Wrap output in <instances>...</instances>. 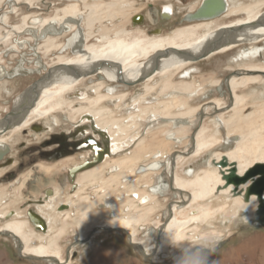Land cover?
<instances>
[{
  "label": "bare ground",
  "instance_id": "obj_1",
  "mask_svg": "<svg viewBox=\"0 0 264 264\" xmlns=\"http://www.w3.org/2000/svg\"><path fill=\"white\" fill-rule=\"evenodd\" d=\"M68 1L58 7L51 16L34 17L36 19L33 22L37 24H30L29 20L35 15L29 14L21 17L20 24L11 25L9 21V23L6 21V14L14 13L20 4L25 3L30 9L34 7L32 0H9L8 3L12 9L0 14V24L8 28L6 34H0V42L8 41L13 35L20 36L15 39L12 37L13 44L6 49L7 53L17 52L24 43L30 44L29 41L32 38L41 43L38 49L30 48L33 51L31 54L35 52L39 56L42 52L39 51V47H44L43 52L46 55L52 50H58L60 53L55 56L52 63L47 65L42 60L43 57L36 58L34 55L33 59H29L27 54L22 55L18 63L16 62V66L11 67L10 70L0 64V80L28 76L33 73L40 74L36 81L16 96L12 108L0 119V152H2L0 160L9 152L11 134L27 130L38 121L55 118L59 113H66L70 120L82 116L87 119L86 116H89L99 129L109 134L113 153H118L124 145L128 144L129 139L123 140L125 137L133 140L134 148L130 155L107 158L104 162L79 173L77 190L64 197H62L61 186L53 179L58 174V164L38 163L23 176V180L15 187L14 193L22 199L28 197L24 190L34 171L39 176L35 178L34 186L29 188L31 191L27 192L30 197L33 198L37 188L45 185L47 178L50 179L55 192L48 201L40 205L41 208L38 210L39 214L47 220L48 228L42 232H36L30 226L28 219L26 220L25 215L15 211L14 216H9V210L3 206V208L0 207V215L6 219L0 225V233L14 237L17 248L23 256L51 259L58 263L67 262L60 257L61 249L58 242L73 225L80 229L93 226L96 233L103 228L119 229L127 233L130 241L132 239V242L143 245V241H137L135 225L152 213L154 206L149 204L150 206L144 207V205L148 204L150 199H154L151 193L156 194L162 189L165 190V183L148 186V193L142 195L148 200L140 203L142 207L135 208V203L124 199L119 206L128 207L129 210L134 211L122 217L117 216L120 210L114 209L113 205L112 209L116 210V215L112 217L107 216L104 210L96 209L97 201L86 189L93 186L97 187L94 193L103 190L105 194L112 195L113 187L121 180H132L137 172L155 170L154 168L157 170L161 158L166 155H169L166 159H171L172 164L169 175L172 188L178 193L188 194L184 205L186 208L196 207L192 208L190 216L188 214V217L181 219L179 213L183 206L181 207L180 204L184 200L178 199L169 204V215L164 223L159 224L162 227L157 228V235H160L155 241L157 242L155 249L178 244L186 238L189 226L195 225L196 228L198 224H206L215 212L222 211L227 206L226 203L216 208L208 204L219 194L227 196L226 199L230 201L235 214L241 212L245 215V219L255 221L257 196L252 195L250 201L245 202L243 195L238 196L233 193L232 184L223 188L226 181L223 179L220 167L214 161L218 163L223 156H226L229 164L234 163L241 176L256 164H264V98L259 99L262 100L259 102L256 96L249 97L241 92L264 84V60L252 62V58L258 59L255 55L257 56L262 49L259 44L264 42V0H251L237 4H231V2L240 0H229L230 4L227 0H212V12L203 14L200 16L202 18L190 20L192 22L161 35H149L140 28H126L127 23L121 24L123 21H117L120 25L118 27L104 23H112L119 18L121 10L115 8L117 4L115 0L87 1L88 3L86 0ZM200 6L195 11L188 12L187 15L196 13ZM216 7L221 10L215 11ZM221 14H225L223 17L230 19L218 22L217 18H221ZM137 16L134 15L132 21L142 24L141 19L137 20ZM68 31L73 32L72 36L63 43L58 42L56 35ZM25 34L32 37L27 38ZM68 50L71 55L64 54ZM235 51L237 56L235 55L234 60H229L226 68L231 73L227 74L224 80L213 81L217 89L225 85L230 102L215 97L202 104H191L193 98L188 100L187 96L191 97L197 90L201 91L203 84L196 85L191 78L177 79L175 75L181 72L188 75L187 71L192 68V64L212 56L227 55ZM28 64H31V67H28ZM139 83L144 84L142 86L144 93L141 94L142 96L133 98V103L127 106L132 109L129 110V114L123 117L114 116L115 113L113 114L114 111L110 109L109 104L120 105L125 102L128 92L122 87L126 88ZM108 84H117L120 88L117 89ZM80 86L85 88L82 95L67 98L68 94ZM158 86H160L159 95L169 94L170 97L159 99L156 104L152 102L153 105L146 106L142 102L144 95L154 92ZM204 104H212L216 111L211 129L210 125H206L204 121L201 123L202 119L197 122V118L194 117L202 112ZM149 109H152L151 112ZM145 112H150L154 116L152 122L163 120L162 122L171 123L174 131L170 130L166 133L164 141L153 143L156 149H159L152 154L153 161L138 167L139 155L146 151L147 145L144 138L139 137L135 130ZM183 124H187L185 128L192 130L189 134H180L185 129ZM166 142H181L185 149L173 150V153L167 152L166 148H161ZM174 152H178L179 155L175 156ZM191 156H202L207 159L203 161L204 165L201 163L198 168L189 166L188 171L184 170L185 176H180L175 172L176 163L181 157ZM110 166L117 167L119 171L106 175ZM230 168L231 166L227 165L222 170L229 175ZM141 174V176L145 175ZM158 175L156 178L160 179ZM252 183L248 180L239 188L246 189ZM7 189L8 185L0 184V206L7 198ZM138 190L135 186L130 189L132 194H136L135 199L139 200L141 196ZM48 202L50 205L47 204L45 207L44 205ZM57 205H66L69 208L56 211ZM39 214L33 212L32 218L41 226L40 222L43 223V220ZM103 216L105 219L101 221ZM206 237L207 235L201 234L200 239ZM146 248L150 250L154 247Z\"/></svg>",
  "mask_w": 264,
  "mask_h": 264
},
{
  "label": "rangeland",
  "instance_id": "obj_2",
  "mask_svg": "<svg viewBox=\"0 0 264 264\" xmlns=\"http://www.w3.org/2000/svg\"><path fill=\"white\" fill-rule=\"evenodd\" d=\"M8 1L9 0H0V14L5 12L6 10L12 9ZM87 1L92 2L96 0H86V3H88ZM201 1L202 0H115V3H117L115 8H118L119 11H124H122V13L120 11V15L117 20L113 21L112 23H104L109 24L108 26L117 25L118 27L120 25H118L119 23H117V21H123L121 24L130 22L129 27L134 28L138 27L139 25H133L131 22V18L136 14H142L145 16V18L143 19L142 24H140V28L142 27L145 30L152 31H154L155 29H159V32H161V34H165L177 25L190 22L182 21V16H184L185 13H188L189 9H192L194 5H199ZM250 1L251 0H240L236 2H231V4ZM68 2V0H32V5L35 8L32 7L31 9L28 7V5L22 3L18 6L14 13L6 14V21H9L11 25H14L20 24L21 17L25 14L35 15L33 16V18L51 16L54 14L58 7ZM170 2L175 4V15L171 18H167V20H162L161 18L159 21H157L159 17L157 15V12H159L160 6L164 7L165 4H170ZM224 15L225 14H223L221 18L218 17L219 19L217 18L218 22H225V20L227 21L230 19L226 16L223 17ZM146 17H148V19H146ZM152 17H155V20H153L154 18ZM33 18L29 20L30 24H37L33 22V20H35L36 18ZM7 30V27L2 26L0 24L1 35L6 34L5 32ZM70 35H72V33L71 31H68L66 34L57 36L59 37L58 42H65L68 37H70ZM25 36L27 38L28 36L32 37V35L28 34H25ZM12 37L14 39L20 38V36L16 35H13ZM12 37L8 41L0 42V59L2 60L0 64L4 65L8 70H10L11 67H15L18 63V60L20 59V55L18 52H6V49L9 47V45L13 44ZM29 43L30 44L24 43V47L21 48L22 52L26 53L27 58L29 59H32L34 55L36 58L43 57L42 60L44 61L45 65H47L52 63L56 55H60L58 50H52L46 55V53L43 52L44 47H39V51H42L40 52L41 56H38V54H35V52L34 54H31L33 53V51L30 48H37L41 42L37 41V39L35 40V38L33 40L32 38ZM259 46L262 47V49L257 54V56L255 55V57H257L258 59L254 60L255 58H252V62H260L264 60V42H261ZM236 52L237 51H235L234 53H229L227 55H217L204 60H200L191 65L192 68L187 71L189 75H184L183 72L175 75L177 79L191 78L194 79L196 85H200L201 83L203 84L201 91L197 90L191 97L187 96L188 100L193 98V101L190 102L191 104H202L207 100L213 99L215 97L223 98L226 101H229V93L225 85H223L222 87L218 86L220 87V89H217V87L213 85V81L217 79L224 80L226 75L231 73L226 68L229 65V60L232 61L237 56ZM64 54L71 55L69 50L67 52H64ZM239 65H241V63H239ZM28 67H31V64H28ZM39 77L40 74L33 73L28 76H15L13 78H5L4 80H0V119L5 115V113L9 109L12 108L16 96L20 92H22V90H24L27 86L32 84V82L36 81ZM142 86H144V84L141 83L137 85L134 84L132 86L129 85V88H127V90L124 89L126 92H128L127 98L138 97L143 94L144 91ZM159 87L160 86L156 87L154 92L148 93V95H144V99L142 100V102L146 104V106L156 104L159 99H167L170 97L169 94L159 95ZM241 92H244L249 97H252L253 95L256 96V100L262 99L264 98V96H262V94L264 93V84H259L255 87H251L246 92ZM129 101L130 99H128L127 102ZM152 102L153 104H151ZM259 102H262V100H259ZM125 105L126 104L120 103V105L116 106L115 104L112 105V103H110L109 107L112 111H114V116L123 117L129 114V110H132L129 107L125 108ZM150 112H145L143 118L139 120V125L137 124V129L135 130V132H138L136 134L139 137L144 138V141L147 145L146 151L142 152L139 155L140 159L137 163L138 167L144 164L147 165L151 161H153L152 158L154 155L152 154L154 153V151L159 150L156 149L153 143L164 141L163 139L165 134L168 133L170 130L174 131L173 126L169 122H162L163 120H158V122H152V118H154V116L151 115ZM215 113L216 111L212 104H204L202 112L198 113V115L194 117L197 118V122H200V119H202L201 123H203L204 121L206 125H210L209 128L211 129L213 123L212 119L216 116ZM56 116L60 119V122L62 124L65 121V124H63V126L61 125L60 127H51L52 131H46L44 130V128H41V130L37 131L29 129L21 131L17 134L10 135L9 133V146L11 148V151L6 156L11 157L13 159L16 158L17 162L20 161V153L26 147L39 145L41 141H43L53 132H66L68 130H73V125H75V123L72 122H77L83 117H77L75 120H70L68 118L70 121L66 122L64 117L68 116L66 113H59ZM49 120H51V118ZM49 120H47L46 122L38 121L36 122V124L40 123L41 126L48 125L50 124ZM182 126H184L185 128L187 127V124H183ZM191 131V129L185 128L181 131L180 134L186 135L189 134ZM133 133L134 132H132V134ZM125 139H129V137H125L123 140ZM132 143L133 140H130L128 142V145H124V148L119 150V154L117 153L116 155H130L131 151H133L134 148V145ZM23 144H25L24 148H22ZM161 148H166V151L170 153H173V150L185 149L184 145L181 142H166L165 145H163ZM177 153L178 152H174L175 156L179 155ZM79 156L80 154L77 155L76 160H79ZM166 156L161 158L162 160L157 170L156 168H154L155 170L151 169L146 170L147 172H141L145 174L144 176H141L142 174L137 172V167V175L135 176V178L127 181L121 180L119 184L113 187L114 189L111 191L113 193L112 195L105 194L103 190H99L94 193V187L86 189L87 192L92 195V198L97 201L96 209L104 210L106 215L110 217L116 215V210L114 209H117L120 210L117 216L122 217L125 215H130V213L134 211L129 210L128 207L121 208V206H119V204L121 205L124 199H129L130 201L135 203V208L142 207V204L140 203L142 201L146 202L148 200L146 197L144 198V196H142L149 190L148 186H153L156 184L158 185L160 182L165 183V190L162 189L156 194H152L150 191L151 195H154V199H150L148 204L144 205V207L150 206L149 204H152L154 206L152 207V213L149 215L148 218H146L148 221L146 219H143L135 225V229L137 230V241H143V245L145 246L140 245L136 242H132V239L130 241V238L127 233L119 229L103 228L100 232L96 233L94 232L95 229L93 226L89 228L80 229L77 226L73 225V227H69L66 233L62 236L61 240L58 242V245H60L61 249L60 257L62 260H67V262L58 263L56 260L28 258L25 255L23 256L22 252L18 250L17 245L13 240L14 237L12 238V236L8 234L0 233V264H264V226L258 224L256 220L254 221L253 219H245V215L241 212L235 214L234 209L232 210L233 206L231 207L230 201L226 199L227 196L225 197L222 194L216 195L213 199H211L210 203L208 202V204L214 208L226 203L227 206H225L222 211L215 212L212 215V218H209V221L206 224H198L196 228L195 225L189 226L187 229L186 238L180 241L178 244H173L168 247L155 249L157 244V242L155 243V241L159 239L158 237L160 235H157V228H161L162 226H160L159 224L164 223L166 221V217H168L169 215V204L178 199L184 200V202H181V204L179 203L181 207L183 206L179 213V217L181 219L190 216L192 214V208L196 207L193 206L186 208L184 205L186 204L188 194H181L172 189L169 176L170 171L172 170V164L171 159H166L169 155L167 157ZM182 156L184 155L182 154ZM181 158H179V161L175 165V172L180 176H185L186 172H184V170L188 171L189 166L192 168H198L201 163L202 165H204L203 161L207 159V157L203 158L202 156H191L187 158ZM23 160L25 161L26 158H23ZM70 160H67L66 162L63 161L57 165L59 175H63L66 173L67 168L72 164L69 163ZM43 162L44 163L41 164L49 165L46 164L48 162ZM13 166L0 168L3 169V172L0 175V182L7 169H10L11 167L13 169L18 168ZM28 168L32 169L34 168V166L31 167L30 164H26L25 167L19 171V178L12 181L10 179H7V181L9 182L1 183L8 185V194L6 200L2 202L0 207L3 208L4 206V208H7L9 210L8 213H13V216L15 211L25 216H27L26 212L29 209L32 211L34 210V212L36 210L38 211L39 208H41L40 205L42 204L36 206V203H41L40 201H43V193L47 188L52 189V186L42 185L41 187L37 188L38 190L34 193V197H30L27 192H30L31 187L34 186L33 183L35 180V176H39L37 175L38 173L35 171L32 172L29 182H27V186L24 190L25 195H28V197L26 199H22L15 195V187L23 180V176L29 170ZM108 170H110V168ZM158 174L160 175V179L156 178ZM106 175H108V173H106ZM127 185L128 187H126ZM133 186H135L136 190L139 189L138 192H140L141 196L139 200L135 199L136 194H132V191H130L131 187ZM127 190L128 192H125ZM61 193L62 197L72 194V191L70 190V184H68L67 187L63 191H61ZM30 199H38V201H33L31 206H28L27 204ZM47 204L49 206L50 202L46 203L44 206L46 207ZM112 205L114 209H112ZM60 206L61 205H57L56 211L63 210H59ZM117 206L119 207L117 208ZM226 207L228 209H226ZM5 219V217L0 215V225L4 222ZM104 219L105 216H103L100 220L104 221ZM31 224L32 222L30 223V226L32 227ZM201 234H205L207 235V237L204 239H200ZM215 234H218L220 236H216ZM144 241L146 243H144ZM149 246H153L154 248H151L149 250L146 248ZM204 250L212 251V257H205ZM198 259H202L203 261H199Z\"/></svg>",
  "mask_w": 264,
  "mask_h": 264
},
{
  "label": "flooded vegetation",
  "instance_id": "obj_3",
  "mask_svg": "<svg viewBox=\"0 0 264 264\" xmlns=\"http://www.w3.org/2000/svg\"><path fill=\"white\" fill-rule=\"evenodd\" d=\"M202 1L199 3V5H194L192 7V9H189L188 12L195 11L200 6ZM227 1L230 4V1L229 0H227ZM175 11H176L175 4L172 2H170V4H165L164 7L160 6V10H159V12H157V15L159 16L157 21H159L161 18H162V20H167V18H171L172 16L175 15L174 14ZM187 14L188 13H185L184 16H182V19H181L182 21H190V20L185 18V15H187ZM136 15H138L137 20L141 19L140 21H143V19L145 18V16L142 14H136ZM222 15L223 14H221L220 16H222ZM139 17H141V18H139ZM132 18H131V22L133 25L141 26L138 23H134L132 21ZM152 18H154L153 20H155V17H152ZM146 19H148V17H146ZM190 22H192V21H190ZM190 22H188V23H190ZM184 24H187V23H184ZM184 24L177 25L174 28H176L178 26H182ZM129 25H130V22L127 23L126 28H129V29L133 28V27H129ZM139 26L134 27V28H140ZM174 28H172L171 30H173ZM140 30H144V32H146L149 35H161V32H159V29H155L154 31H152V30H145L144 28L141 27ZM169 32H167V33H169ZM66 33L67 32H65L63 34H66ZM71 33L73 34V32H71ZM167 33H165V34H167ZM60 35H62V34H60ZM60 35H56V38H58V40H59V37H57V36H60ZM71 36L72 35H70V37ZM70 37H68V38H70ZM17 52L19 53L20 58L22 57V55H24V54L26 55V53L22 52L21 48L19 50H17ZM33 58L34 57H32V59ZM0 61H1V59H0ZM137 81H140V80H137ZM155 82H157V81H155ZM107 83H111V82H107ZM108 86L116 87L117 89L120 88L117 84H108ZM82 88L83 87H81V86L77 87L73 92L68 94L67 98H76L77 96L82 95V93L85 91V88H83V89ZM127 88H129V87H126V88L122 87V89H127ZM69 95H70V97H69ZM133 98H137V97L127 98L126 101L122 103V104H126L124 106L125 108L128 105H130L131 103H133ZM128 99H130L129 102H127ZM228 102H230V101H228ZM64 117H65L66 122L70 121L67 116H64ZM86 118L87 119H84L82 117L77 122H72V123H75V125H73V130H68L66 132L65 131L53 132L47 138H45L43 141H41L39 145L26 147L24 150L21 151V153H20V159L21 160L18 162H17L16 158L13 159L11 157L6 156L11 151V148H10L9 152L3 157L2 160H0V168L7 167V166L9 167V166H13V165H14L13 167H18V168L13 169L11 167L10 169H7L3 178H1L0 184L2 182H9V181H7V179H10L12 181V180H16L17 178H19L18 177L19 171L22 168H24L26 164H30L31 167H33V166L35 167L38 163H44L43 161L48 162L46 164L51 165L50 163L60 164L59 162H63L67 159L68 160L71 159L69 163L70 164L72 163V164L67 168L66 173L63 175L56 174V176H54L53 179H55L56 183L61 186L60 187L62 189L61 191H63L67 187V185L70 184V190L72 191V193L75 192L78 188L77 176L79 173H81L82 171L88 170L89 168H92V167L104 162L107 158H110V157L113 158V157L117 156V155H115L117 153H113V150L111 147V138H110L109 134H107V132L105 130L99 129L97 127V125L90 119L89 116H86ZM49 121H50V124L44 125V126H41L40 123L39 124L34 123L27 130L31 129V130L37 131V130H41V128H44V130H46V131L47 130L52 131L51 127H60L61 125L63 126V124H65V121L62 124L60 122V119L57 116L55 118H52ZM130 140L131 139L129 138V141ZM24 145L25 144L22 145V148L25 147ZM79 154H80L79 160H76V157ZM23 158H26V160L24 161ZM4 164H7V165L4 166ZM81 166H84L86 168L81 171V169H79ZM109 168H110V170L107 171L108 175L110 173H115V172L119 171V169L115 166H110ZM28 169H30V168H28ZM0 172H3V169H0ZM58 173H59V171H58ZM36 177L37 176H35V178ZM47 179L48 180H46L47 182L45 185L46 186L47 185L52 186V189L47 188L44 191L43 201H40L41 203H36V206L39 204L45 203L47 200L50 199V197L55 192L54 186L50 184V179L49 178H47ZM171 186H172V184H171ZM90 187H93V186H89L88 188H90ZM94 190H95V187H94ZM33 201L37 202L38 199L37 200L30 199V201L28 202L27 205L31 206ZM63 206H65V207H63ZM67 207L68 206H66V205H61L59 207V210H61V209L64 210V208L66 209ZM33 212H34V210L32 211L30 209L27 210V212H26V214H27L26 217L30 223H31V220H30L29 213L33 214ZM34 213L39 214V212L37 210ZM8 215L11 216L12 213L10 212V213H8ZM39 215L41 216V219L43 220V223L40 222V225H41L40 227L44 228L47 226V228H48L47 220L41 214H39ZM31 225H32L33 229L36 230V232H38V231L42 232L41 229H37V227L35 226L34 223H32ZM13 240H14V238H13ZM207 251L209 253L210 252L213 253L210 250H207ZM205 257H210V256H205ZM198 260L203 261L202 259H198Z\"/></svg>",
  "mask_w": 264,
  "mask_h": 264
},
{
  "label": "water",
  "instance_id": "obj_4",
  "mask_svg": "<svg viewBox=\"0 0 264 264\" xmlns=\"http://www.w3.org/2000/svg\"><path fill=\"white\" fill-rule=\"evenodd\" d=\"M211 2L212 0H204L198 11L192 15H187L186 19L193 20L202 18L200 16H202L203 14L207 15V13L212 12L213 10L211 8ZM214 10L219 11L221 9L216 7ZM1 154L2 152H0V156H2ZM214 163H216L217 166L220 167V172L223 175V179L226 181L223 188H227L230 184H232L234 187L233 193L237 194L238 196L243 195V199L245 202H249L250 197L252 195L257 196L258 205L255 212L257 218L255 220L258 224L264 226V164H256L254 167L250 168L245 174H243V176H241L238 174V171L234 166L235 164H229L226 156H223L220 162L217 163L216 161H214ZM227 165H229V167L231 166L229 170V175L222 170V168L227 167ZM85 168L86 167L81 166L79 169H81L82 171ZM248 180L252 181L253 183L246 189L240 190V185L247 183ZM29 215L31 222L34 223L37 228H40L41 230H45L47 228H41L38 224V221L32 218V214L29 213ZM212 254L213 253H209L207 250H204V256L211 257Z\"/></svg>",
  "mask_w": 264,
  "mask_h": 264
}]
</instances>
